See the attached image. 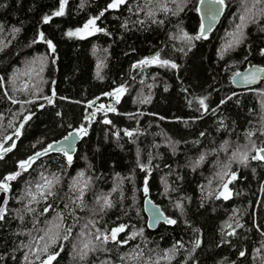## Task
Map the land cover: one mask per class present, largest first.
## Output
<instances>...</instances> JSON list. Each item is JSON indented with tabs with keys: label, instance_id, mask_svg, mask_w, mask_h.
Here are the masks:
<instances>
[{
	"label": "trees",
	"instance_id": "1",
	"mask_svg": "<svg viewBox=\"0 0 264 264\" xmlns=\"http://www.w3.org/2000/svg\"><path fill=\"white\" fill-rule=\"evenodd\" d=\"M198 1L127 0L109 8L112 0H66L64 15L55 16L61 0H0V144H16L0 159V180L19 171V161L49 142L73 129L87 130L71 164L63 153H49L9 182L0 221V264H39L54 252L59 255L52 264H264V160L251 159L256 155L253 141L264 147V77L246 90L230 82L234 72L248 65L264 68V15L259 14L264 4L225 0L207 39L189 43L184 33L195 36L200 27ZM245 7L251 12L243 42L225 50ZM45 16L51 17L47 23ZM97 16L102 33L67 35ZM253 17L257 22H251ZM41 32L55 52L39 40ZM157 52L178 67L139 65ZM40 58V77L24 75L34 61L39 70ZM120 86L126 91L113 103L114 112L96 107L104 97L86 105ZM205 97L206 110L199 104ZM249 132L254 133L251 139ZM245 151L251 153L247 165L238 162ZM228 164L230 170L224 167ZM225 171L237 175L228 185L227 200L219 190L229 177L221 181L217 176ZM41 173L55 174L60 182L55 195L43 200L37 194L32 201L27 192L37 193ZM146 195L176 223L149 230L142 211ZM105 198L111 207L101 211ZM2 199L0 193V203ZM54 223L60 228L45 235ZM121 224L126 229L118 240L142 234L127 244L95 240L97 229L109 233ZM66 228H71L69 239L43 252L48 236L57 231L63 236ZM42 235L45 239L39 240ZM89 241L96 251L80 259L78 253ZM166 253L173 258L164 259Z\"/></svg>",
	"mask_w": 264,
	"mask_h": 264
},
{
	"label": "snow or ice",
	"instance_id": "2",
	"mask_svg": "<svg viewBox=\"0 0 264 264\" xmlns=\"http://www.w3.org/2000/svg\"><path fill=\"white\" fill-rule=\"evenodd\" d=\"M173 2H175V0H173ZM245 2H246V0H245ZM65 3H66V0H61L59 10L54 13L55 16L64 15ZM126 3H127V0H112V2L108 5V7L109 8H119L120 5L126 4ZM201 3H203V0H201ZM260 4H264V0H255V3L253 4V7H255L256 5H260ZM210 5H211V7L209 8L210 19L215 20L216 17L220 14L223 6H225V0H210ZM216 6H219V7H216ZM178 7H179V5H178ZM162 10L168 11L169 9H167V6L164 5V6H162ZM180 10H183V9L181 8ZM250 12H251V9L245 7V14H242L239 17L241 23L236 26L235 32L229 34L230 36L233 37V39L227 44L225 50L233 48L234 46H238L239 44H241L243 42V39H244V31L243 30L246 27L245 21L248 19V14ZM103 14L104 13L101 12L100 16H102ZM173 14L175 15L177 13L174 12ZM259 14L264 15V8L260 9V13ZM153 15H154V13H152L151 11L148 12V16L150 18L153 17ZM50 19H51V17L45 16L44 17V22L47 23ZM97 19H99V16L89 19L83 25L82 28H78L75 31H69L67 33V35L69 37L76 36V37L84 38L85 36L93 35L96 32H103L104 29H101V28L96 26ZM153 22H156V21H153ZM251 22H253V23L257 22L255 17L252 18ZM160 23H163V21H160ZM261 30L264 31V28H262ZM14 31L19 32V29H14ZM206 32H207V30L205 28L204 23L202 22L200 24L198 34H196L195 36H190L187 33H184V39L186 41H188L189 43H191L193 40L207 39ZM39 40L46 42L48 47L53 52H55V46L53 45L51 40H46L45 41L43 32L39 33ZM33 43H35V41H33ZM0 50H2V49H0ZM180 50L183 51V49H180ZM189 50H191V49L189 48ZM261 54L264 55V49L261 50ZM245 59H246V57H245ZM33 63L35 64V61ZM138 63H139V65H145V66L152 65V64H158L161 67H166L167 66V67H171L173 69L178 67V65L175 62H172V61H170L168 59H162L159 52H157L155 55H153L150 58H145V59L139 61ZM40 65L41 66H40L39 70H36L35 68L30 67L28 69V71H26L24 73V75L31 76V74L33 72H35L36 76L40 77V74L43 72V58H40ZM137 66L138 65H133V67H137ZM258 71L264 72V69H258ZM237 75H239V74H237ZM40 79L42 80V77ZM243 79H244V81L246 83H253V82H255V79H256V73H252L251 78H249L248 76H245ZM2 80H3V78L0 77V82H2ZM27 87H28V85L25 84L24 88L27 89ZM34 87H35V85H34ZM125 91H126V88L124 86H120L117 89H115L114 92L106 93V95H109V96L115 95L117 97V102H119V97L122 94H124ZM53 95H55L54 92H53ZM44 99L48 100V103H52V99L50 97H44ZM205 99H206V97L200 99L199 100V104L202 107H204L205 110H206ZM229 99H230V97H229ZM12 102L13 103H17L18 101L13 100ZM28 102L31 103V101H28ZM142 102H147V101H142ZM221 103H223V101ZM41 107H43V106H41ZM100 109L101 110L104 109V105L103 104L100 105ZM107 110L114 112L115 108L110 106ZM92 115L94 116L95 113H93ZM30 118H31L30 115L29 116H25L24 117V122H27V120H29ZM104 123L110 124L111 121L106 119V120H104ZM20 128H23V123L20 125ZM80 134L87 135V130L84 127H81L80 129L77 130V135H80ZM125 134L128 135V136H132L133 135V133L130 132V131H126ZM261 134L264 135V131H262ZM14 135L18 138L19 135H20V129H17L16 132L14 133ZM201 135H203V133ZM247 135H248L249 139H251V137H252V135H254V133L249 132ZM70 136H72V133H69L68 136H65L64 140L65 141H69ZM5 139L9 140V139H12V137L9 136V137H6ZM55 143L56 142H54L53 144H49L43 150V153L37 152L33 156H30V157H28L25 160L19 161L18 162L19 171H16L14 173L8 174V175L4 176L2 180H0V191H2L4 193H7L10 190V183L9 182L15 181L22 174V172L28 171V169L31 168L32 164L35 163L36 159H38L42 154L46 155L49 150H52L54 148V144ZM15 147H16L15 141H13L11 146H9L7 148H5L3 146V144H0V159H3V154L4 153L12 151ZM69 148H71V142L70 141H69V144H68L67 148H65V147H57V148H55V150L63 152V154L67 157L68 163L71 164L73 157H72V155L69 154V150H68ZM252 151H255L256 155L251 156V159H253V160H264V147H259L258 148L256 146L255 142L253 141L252 142ZM250 155H251V153L247 152V151L240 153V158H239L238 162L241 163V164L247 165V162H248V159H249ZM236 157H237V153H233L232 159L235 160ZM203 159H204V157L201 156L200 160H203ZM140 167L142 169H145L147 166L141 164ZM224 167L230 170V164L225 165ZM81 176H83L82 173H81ZM217 176L219 177V179L221 181L224 180L225 176L229 177L227 182L223 183V186H222L223 190L219 194L220 197H223L225 200H227L231 196V192H230V189H229L228 185L233 180H235L237 178V175H236V173H232L230 171H225L222 174L221 173H217ZM59 182H60V178L58 176H56L55 174H52L51 178H49L47 176H44L43 173H41V182H38L35 185V187L37 189V193H32L31 190H29L27 192V194L31 196L32 201H37V194L39 195V197L41 199L47 200V198L49 196L55 195L54 189H55L56 185L59 184ZM86 186L87 185L85 184V187ZM79 191H80L79 199L82 202L83 189L81 188V189H79ZM144 192L145 193L148 192L147 180H145ZM98 202H99V199H98ZM48 207H51V206L49 205ZM48 207L44 208V212L45 213L48 211ZM105 207H111V202L108 199H106V198L104 199L103 205L101 206L100 210L103 211ZM177 207L182 208V205L177 204ZM28 211L29 212H34L35 209L28 208ZM20 218L23 219V217H20ZM4 219H5V212H4V210L2 208H0V221H2ZM155 219L157 220V222H159L160 216H157ZM60 220H61V222L63 221V217L62 216H60ZM166 222L168 224H175L176 220L170 219V218H166ZM237 226L240 227L241 225H237ZM85 227H87V225H85ZM228 227H231V225H228ZM53 228L59 229L60 228V224H55V223L52 224V226L45 232V235H48V233L52 232ZM125 229H126V226L123 225V224L112 228L109 233H102V232H100L99 229H97V234L95 235V240L98 241L101 245L107 244L109 241L116 242V243H119V244H127L128 243V239H135V237L137 235L142 234V230H141V232L133 233L128 239L118 240L117 239L118 235L120 233L124 232ZM64 231L67 234H65L63 236H61L59 231H57L54 235L48 236L49 243H46L44 245L42 251L45 252V253H48V249H49L50 245L57 244L61 239L68 240L69 236L71 235V228H66V229H64ZM234 234H235L234 231L232 233H229V235H234ZM81 235H83V233H81ZM38 239L39 240H44L45 236L42 235ZM74 247H75V245H74ZM96 247L97 246L95 244H92L91 241H89L87 243H84L83 247L80 249V252L78 253L80 255V259H84L88 255V252L96 251ZM195 247H199V241L196 242ZM62 249H63V246L61 245V250ZM174 250H175V246H174V248L172 250H169V251L172 252ZM58 255H59V252L49 253L47 255V259L41 261V264H52V261L55 260ZM240 255L243 256L244 253L241 252ZM163 258L170 260L173 257L169 253H166ZM25 259H27V257H25ZM121 259H124V258L121 257Z\"/></svg>",
	"mask_w": 264,
	"mask_h": 264
},
{
	"label": "water",
	"instance_id": "3",
	"mask_svg": "<svg viewBox=\"0 0 264 264\" xmlns=\"http://www.w3.org/2000/svg\"><path fill=\"white\" fill-rule=\"evenodd\" d=\"M210 7H211L210 0H203V3H201V0H199L197 2V13H198V16H199V21H200V24L202 22L204 23L205 28L207 30L206 35L217 25V23H218V21L220 19V16L222 14V11H223V8H222L220 14L216 17V19L212 20V19H210V14H209V8ZM216 7H219V6H216ZM100 33H102V32H100ZM258 69H264V68L259 66V65H257V64H251V65H248V66H246L245 68H243L241 70H238V71L234 72L230 76L231 84L235 88L240 89V90L250 89V88L258 85L260 83L261 79L264 77V72H260V71H258ZM252 73H256L255 82L246 83L243 78L245 76H248L249 78H251ZM237 74H239V75H237ZM103 97L106 98L107 96L105 94L104 95H99V96L91 99L90 101H88L86 103V105L90 106L92 103L100 100ZM97 104H98V102H97ZM110 106L112 107V103H108L107 107L109 108ZM77 130L78 129L70 130L69 132H67L62 137L49 142L48 144H46V146L44 148L33 152L28 157L33 156L37 152L43 153V150L49 144H53L54 142H56L54 144V148L52 150H49L47 154H49V153H63L61 151H56L55 148H57V147H65V148H67L68 144H69V141L71 142V148L68 149L69 150V154L73 155L74 152H75L76 144L79 142V140H80V138L82 136V134L77 135ZM69 133H72V136H70L69 141H65L64 137L68 136ZM5 148H7V147H5ZM43 155L44 154H42L41 156H43ZM9 192H10V190L7 193H4V192L0 191V193H3V199H2V201L0 203V208H2L3 210H5V206H6V203H7L8 196H9ZM142 211H143V214H144V217H145V225H146V227L149 230H154L159 223H167L166 222V218H168V217H166L164 215V213L162 212L160 207L157 204H155L147 195L144 196L143 199H142ZM157 216H160L159 222H157V220L155 219Z\"/></svg>",
	"mask_w": 264,
	"mask_h": 264
},
{
	"label": "rangeland",
	"instance_id": "4",
	"mask_svg": "<svg viewBox=\"0 0 264 264\" xmlns=\"http://www.w3.org/2000/svg\"><path fill=\"white\" fill-rule=\"evenodd\" d=\"M33 62V61H32ZM36 64V63H35ZM34 63H32V64H30V63H28L27 64V66H28V68L27 69H29L30 67H34V65H35ZM117 100V97L115 96V95H112V96H107V98H105V99H102L101 101H99L98 102V104H97V108L98 109H100V105L101 104H103L104 105V109H107L106 107H107V105H108V103H112V105H113V103L115 102ZM103 109V110H104ZM225 182H227V180L225 181ZM225 182H223V183H225ZM223 183H222V185L220 186V190H219V194H220V192L223 190ZM39 264H41V263H39Z\"/></svg>",
	"mask_w": 264,
	"mask_h": 264
}]
</instances>
